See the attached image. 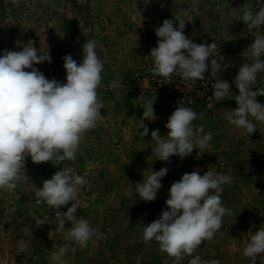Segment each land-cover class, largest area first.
<instances>
[{
    "label": "rangeland",
    "instance_id": "1",
    "mask_svg": "<svg viewBox=\"0 0 264 264\" xmlns=\"http://www.w3.org/2000/svg\"><path fill=\"white\" fill-rule=\"evenodd\" d=\"M249 3L256 7V0H199L198 12H192V0H16L15 3L0 0V27L10 16H15L23 30L28 31L26 37L37 36L40 53L49 50L52 62L35 65L46 78L65 82L63 57L72 55L79 64L83 59L82 45L88 40L95 42L104 63L101 74L104 87L98 89L103 101L101 119L98 127L84 137L77 159L65 161L60 166L51 162L37 165L29 156L25 166L30 180L19 182L11 194L0 190V264H50L51 254L65 245L71 223L61 230L55 212L37 205L34 195L35 188L41 187L42 182L62 166L71 167L85 178L86 184L77 201V216L87 219L98 232L86 248L70 244L63 257L65 264H173L174 258L161 252L157 242H144V225L158 218L162 210H167L168 191L184 173L198 169L201 175L209 170L231 177L228 168L221 167L223 160L231 156L226 148L232 147L236 153L232 156L241 162L259 159L264 163V123L254 121L256 130L252 134L229 125L224 120V112L238 107L234 99L221 102L213 99L210 108L205 105L204 95L192 100L179 99L174 90L185 87L184 83L199 86L200 82H205L213 86L217 78L211 76L210 68L204 80L195 82L175 75L170 79L154 77L150 71L153 67L150 50L158 40L155 29L163 20L179 15L186 20L187 37L198 44L215 42L217 53L224 58L223 63L231 65L218 74L219 79L232 85L230 90L235 95L238 89L233 81L240 65L247 62L243 51L254 41L255 35L264 34V28L250 31L237 20ZM57 12L64 16L61 28V21L54 19ZM117 74L123 85L118 97L109 88ZM158 84L164 89L173 88V93L159 91ZM256 86L264 87V73L258 74ZM154 97L153 107L158 119L144 120L149 132L142 137L143 129H139L144 111L142 105L145 99ZM257 98L264 100V96ZM257 101L264 104V101ZM178 104L191 107L201 115L203 118L194 124L203 125L205 132L213 133L209 147L212 148L214 141L218 148H223V153H227L216 158L215 164L220 163L219 167L215 164L205 168L167 167L157 198L151 202L137 199L133 197L137 183L126 179L131 174L143 176L144 171L146 175L154 170L153 166L145 167L142 163L152 160L151 147H155L151 140L152 128L166 133L165 125ZM259 172L264 174V168H259ZM169 174L175 177L174 181ZM239 184V189H235L237 185L234 188L232 184L223 185L227 200L222 201L226 208L237 209L242 216L237 222L235 217L226 214L223 220L229 223L227 230L215 233L209 241L218 246L212 244L206 248L213 254L216 250L219 252L216 258L224 259L220 264H251L250 258L243 256L241 244L256 231H243L242 228L253 224L256 210L261 212L264 183L247 184L241 180ZM70 206L71 202L60 211L66 212ZM24 243L29 246L27 252L20 251ZM201 249L202 246L198 248ZM180 264L188 262L184 259ZM256 264H261L259 257Z\"/></svg>",
    "mask_w": 264,
    "mask_h": 264
},
{
    "label": "clouds",
    "instance_id": "2",
    "mask_svg": "<svg viewBox=\"0 0 264 264\" xmlns=\"http://www.w3.org/2000/svg\"><path fill=\"white\" fill-rule=\"evenodd\" d=\"M198 5L199 0H192L190 11L198 12ZM237 20L250 31L264 28V0H256L255 8L247 4ZM185 28L186 20L177 15L163 20L155 29L158 40L150 50L152 75L166 79L175 75L195 82L204 80L210 68L211 76L217 78L212 86L214 100L234 99L238 105L224 112V120L252 134L256 130L254 121L264 123V104L256 99L264 96V87L256 86L258 74L264 73V34L255 35L254 41L243 51L247 62L240 65L233 81L238 89V94L234 95L230 90L232 85L219 79L218 74L231 65L223 63L216 43L198 44L185 35ZM82 54L79 64L72 55L63 57L66 71L63 83L46 78L35 67L52 62L49 50L41 54L36 47L25 43L21 51L4 50L0 55V190L11 194L19 182L30 180L25 166L29 156L37 165L51 162L60 166L65 161H75L86 134L98 127L103 107L98 89L104 87L101 75L104 63L93 40L82 45ZM122 86L119 74L109 84L117 97ZM155 99H145L142 105L144 111L139 125V129H143L142 137L149 132L144 120L158 119L153 107ZM202 118L191 107L178 104L165 125L167 135L162 136L159 129L151 132V140L155 143V147H151L152 154L156 160L167 163L173 155L183 160L194 149L209 147L213 133L205 132L203 125L194 124ZM167 172V167L158 171L151 169L146 175L143 172L142 182L136 184L140 200L151 202L157 198L163 187L161 180ZM231 180L229 175L209 170L203 175L198 169L184 173L168 191L167 210H162L158 218L144 225V242H157L161 252L174 258L173 264H180L185 256L193 257L202 243L213 239L222 226L223 217L231 214L221 199L223 185L230 184ZM85 184L83 176L71 167L62 166L51 178L44 180L41 187L35 188V203L55 212L61 230L71 223L65 245L51 254L50 264H65L63 257L70 244L83 249L98 235L87 219L77 216V201ZM70 202L67 211L61 212V207ZM28 247L24 243L20 251L27 252ZM243 256L250 258L251 264H256L259 257L264 264L261 259L264 257V227L250 236ZM188 264H220V261H204L195 255Z\"/></svg>",
    "mask_w": 264,
    "mask_h": 264
},
{
    "label": "crops",
    "instance_id": "3",
    "mask_svg": "<svg viewBox=\"0 0 264 264\" xmlns=\"http://www.w3.org/2000/svg\"><path fill=\"white\" fill-rule=\"evenodd\" d=\"M57 11H62L61 9L56 8ZM62 17V18H61ZM54 19H58L60 20V28L62 23H64V16L61 14H58V12L56 13ZM52 22H50L51 25ZM52 26V25H51ZM58 26H56L57 28ZM36 30H39L38 28ZM58 30V29H56ZM58 32V31H56ZM24 33V36H23ZM25 34H29L27 30H23V28L19 25V21L17 20V17L15 16H10L7 19V22L4 23L1 27H0V55L3 54L4 50H13V51H21L22 50V45L23 44H28L30 46H34L38 49V51L40 52L41 49L39 47V44H37L38 38L37 36H30V37H26ZM35 35H39L38 33H35ZM23 36V37H22ZM23 39V40H22ZM42 40V39H41ZM259 101H264L261 98H256ZM156 130V128H152V131ZM137 131V130H136ZM159 132L162 136L167 135L168 129L166 130V133L163 132V130L159 129ZM227 151H229V153H231V156L228 157V159L223 160L222 165L219 164H215L216 158L221 155L223 153V148L220 147L218 148L217 146V142L212 143V148L207 147L205 149H194L193 152L187 156L186 158H184L183 160H181L178 156L173 155L170 158V162H164V161H160V160H156L157 157L152 154L151 151V156H152V160H147V161H143V166H153L154 170H157L159 168L162 167H181L183 168H189V167H201V168H205L208 166H213L215 164V167H219L218 165H221L222 168H228L229 172L231 173V183L230 184H226L231 185L234 188L235 185H237V187L235 189H239V182L241 180H244L247 184H252L255 182H263L264 183V174H262L261 172H259V168H264V163L263 161H260L259 159L257 160H253L251 159L250 162H241L240 160H238L235 156V152L234 149L231 148H226ZM262 148H259V151H261ZM227 152H224V154H226ZM233 155V156H232ZM178 159V162H176L175 160ZM253 160V161H252ZM249 168V169H248ZM219 170V169H218ZM217 170V171H218ZM259 173H258V172ZM170 177L172 178L171 180L174 181L175 177L172 176L174 175V171L172 172V175L169 174ZM130 177V178H129ZM143 176L140 175H129L128 178L126 179L127 182L130 183H139L142 182L143 180ZM264 194V189L261 191ZM240 194V192H238V195ZM133 197L140 199V196L136 190V192L133 194ZM259 197V195H258ZM227 197L225 195H223V192L221 194V199L222 200H227ZM153 204H150L149 206H151ZM224 205V202H223ZM153 208V207H152ZM154 209V208H153ZM231 210V214L233 217H235V219H237V222L239 221L240 217L242 216V214L237 210V209H232L230 207ZM251 210V209H250ZM262 212V213H261ZM261 212H257V210L254 212L255 218L253 219V224H251L250 227L247 228H242L244 229L243 231H245V229L249 232L252 231H258L260 227H264V203H263V207L261 208ZM239 224V223H238ZM229 226V223H227L225 221V219L222 222V226L221 228L217 231V232H223L227 230V227ZM216 232V234H217ZM248 241L243 242V244H241V247H245L246 243ZM213 243L209 242V241H205L204 243L201 244L202 248L201 250H196V252L194 253L193 257H188L185 256V261H189L190 259L194 258L195 255H199L201 257L202 260L204 261H209L210 259H216L218 260L219 257L217 250L216 252L210 253L209 251H206V248L209 247V245H212ZM215 246H218V244H213ZM224 254H222L223 257ZM224 259L221 258L220 261H223Z\"/></svg>",
    "mask_w": 264,
    "mask_h": 264
},
{
    "label": "built area",
    "instance_id": "4",
    "mask_svg": "<svg viewBox=\"0 0 264 264\" xmlns=\"http://www.w3.org/2000/svg\"><path fill=\"white\" fill-rule=\"evenodd\" d=\"M184 85L185 87H181L174 90V92L177 94L179 99L192 100V99H197L199 95H204L206 96V98H203L205 100L206 107L210 108L212 106L214 99L211 98V93H213L212 86H207L208 84H205V82H200L198 84L199 86H195V84H188V83H184ZM157 89L159 91H162L163 93L164 92H166L167 94L173 93V88L169 87L168 89H164L161 84H158Z\"/></svg>",
    "mask_w": 264,
    "mask_h": 264
}]
</instances>
